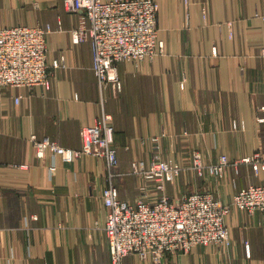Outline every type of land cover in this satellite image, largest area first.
<instances>
[{"label":"crops","instance_id":"0c3cea01","mask_svg":"<svg viewBox=\"0 0 264 264\" xmlns=\"http://www.w3.org/2000/svg\"><path fill=\"white\" fill-rule=\"evenodd\" d=\"M63 1L0 0V27L50 24L48 62L66 63L51 66L48 88L0 90V264L110 262L105 160L83 152L66 160L50 149L39 156L32 141L33 134L49 136L82 150L83 127L103 111L115 127L114 181L124 200L135 203L143 193L157 199V182L132 171L135 160L155 157L184 168L165 183L172 197L206 189L230 203L241 188L264 184V170L240 161L264 151V0H156L165 50L121 61L120 89L100 87L92 43L73 41L79 14ZM195 150L205 163L227 154L231 164L221 177L200 176L191 167ZM226 220L230 247L197 245L166 255L163 264H264L262 214L232 205ZM123 264L155 263L130 254Z\"/></svg>","mask_w":264,"mask_h":264},{"label":"built area","instance_id":"2783aa9c","mask_svg":"<svg viewBox=\"0 0 264 264\" xmlns=\"http://www.w3.org/2000/svg\"><path fill=\"white\" fill-rule=\"evenodd\" d=\"M70 13L79 14V25L72 30L75 43L90 40L93 48V70L100 87L115 84L121 87L117 67L121 61L139 63L152 59L163 50L164 41L158 37V4L156 0H64ZM47 26L17 24L0 27V90L6 87H50L51 66L64 67V58L48 62ZM111 71H114L112 74ZM20 97H16V102ZM37 155L44 156L46 149L71 160L80 153L105 160L107 186L103 201L107 209L105 231L110 243L111 259L108 263L123 264L130 254L163 264L168 254L188 252L197 245H232L231 229L226 218L231 205L264 217V184H250L238 190L233 203H224L209 190H194L172 197L165 192V183L174 181L182 167L160 157L132 163L133 172L145 180H155L160 191L153 202L147 195L135 202L119 196L115 184L118 150L114 142L112 115L106 111L94 124L83 127L82 150L60 145L49 136L32 135ZM256 171L264 170V152L257 151L244 157ZM229 163L222 154L219 162L207 167L210 174L222 175ZM194 167L203 174L202 155H193ZM55 166H52L54 169ZM247 248L249 247L246 244Z\"/></svg>","mask_w":264,"mask_h":264},{"label":"rangeland","instance_id":"374dc122","mask_svg":"<svg viewBox=\"0 0 264 264\" xmlns=\"http://www.w3.org/2000/svg\"><path fill=\"white\" fill-rule=\"evenodd\" d=\"M158 20H159V8H158ZM158 37H159V28H158ZM164 50H165V42H164V47H163V50L162 51H159V54L158 55H160V54H162L163 52H164ZM158 55H156V56H158ZM114 142H115V137H114ZM196 151H198V152H200L201 153V155H202V161H203V164L205 165V170H204V173L203 174H199V172H198V170L194 167V164H193V155H194V152H196ZM259 151H262V150H259ZM257 152V151H256ZM264 152V151H263ZM255 153V152H254ZM253 153V154H254ZM253 154H251V155H253ZM222 155V154H221ZM221 155H220V157H221ZM225 155H227V154H225ZM251 155H248V156H251ZM220 157H219V159H220ZM227 157H228V155H227ZM247 157V156H246ZM219 159H218V161H216V162H214V163H205V161H204V157H203V154H202V152L200 151V150H195V151H193V153H192V156H191V167L195 170V172L196 173H198V175H200V176H204V175H206V174H209V175H213V176H215V177H221V176H223L224 175V173H225V171H226V169H227V167L231 164V161H230V159H229V157H228V159H229V163L227 164V166L225 167V170H224V172H223V174L222 175H220V174H210L209 172H208V170H207V167H209L210 165H213V164H216V163H218L219 162ZM243 159V158H242ZM242 159L240 160L241 162H242ZM169 161V160H168ZM170 162H172V161H170ZM173 163H176V162H173ZM179 164V163H178ZM181 167H182V165H181ZM182 169H184L183 167H182ZM254 169V168H253ZM255 170V169H254ZM256 171V170H255ZM261 171V170H260ZM256 172H259V171H256ZM206 190V189H205ZM210 191V190H209ZM212 192V191H211ZM213 193V192H212ZM214 194V193H213ZM224 203H226V202H224ZM230 203H233V201L232 202H230ZM233 205V204H232ZM232 205H231V208H232ZM235 206V205H234ZM235 207H237V206H235ZM239 209V208H238ZM242 211H244V210H242ZM230 212H231V209H230ZM229 212V213H230ZM246 212V211H245ZM248 213V212H247ZM261 213V212H260ZM249 214H251V213H249ZM263 216V215H262ZM227 219V218H226ZM227 221V220H226Z\"/></svg>","mask_w":264,"mask_h":264},{"label":"trees","instance_id":"16d2710c","mask_svg":"<svg viewBox=\"0 0 264 264\" xmlns=\"http://www.w3.org/2000/svg\"><path fill=\"white\" fill-rule=\"evenodd\" d=\"M112 125H113V128H114V135H115V127H114V124L112 123Z\"/></svg>","mask_w":264,"mask_h":264}]
</instances>
